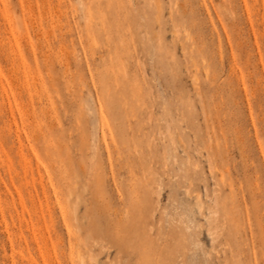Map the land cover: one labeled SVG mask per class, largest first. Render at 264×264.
I'll return each instance as SVG.
<instances>
[{
	"label": "rangeland",
	"instance_id": "1",
	"mask_svg": "<svg viewBox=\"0 0 264 264\" xmlns=\"http://www.w3.org/2000/svg\"><path fill=\"white\" fill-rule=\"evenodd\" d=\"M0 264H264V0H0Z\"/></svg>",
	"mask_w": 264,
	"mask_h": 264
},
{
	"label": "bare ground",
	"instance_id": "2",
	"mask_svg": "<svg viewBox=\"0 0 264 264\" xmlns=\"http://www.w3.org/2000/svg\"><path fill=\"white\" fill-rule=\"evenodd\" d=\"M8 23H9V21H8ZM32 28H33V27H32ZM9 29H10V33L13 34V29H12V27H11L10 24H9ZM14 37H15V36H14ZM13 39H14V38H13ZM13 41H14V40H13ZM15 41H16V39H15ZM16 42H17V41H16ZM17 46H18V45H17ZM31 49H32V48H31ZM32 52H33V49H32ZM33 53H35V52H33ZM36 53H37V52H36ZM17 55H18V54H17ZM20 55H21L20 58H21L22 64H23V66H24L23 68L26 69V68L28 67V65H26V62H25L26 59H24V57H23L24 55L22 56L21 53H20ZM20 55H18V56H20ZM32 58H33V57H32ZM19 60H20V59H19ZM33 60H34V62H36V61H35V60H36V59H35V56H34V59H33ZM34 62H33V63H34ZM49 62H50V61H49ZM36 63H37V62H36ZM47 64H49V63H47Z\"/></svg>",
	"mask_w": 264,
	"mask_h": 264
}]
</instances>
